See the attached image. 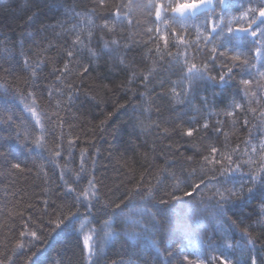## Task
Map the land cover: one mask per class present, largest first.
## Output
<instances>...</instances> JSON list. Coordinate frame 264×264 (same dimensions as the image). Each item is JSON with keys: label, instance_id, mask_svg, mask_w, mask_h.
<instances>
[{"label": "trees", "instance_id": "16d2710c", "mask_svg": "<svg viewBox=\"0 0 264 264\" xmlns=\"http://www.w3.org/2000/svg\"><path fill=\"white\" fill-rule=\"evenodd\" d=\"M30 2L0 0V41L3 48L14 49L0 53V84L9 86L7 93L0 90V261L3 264H33V261L37 264H86L82 235L61 232L63 225L53 231L54 224L50 222L60 215L59 206L72 199L64 196L65 181L80 192L87 187L88 180L94 178L101 189L102 202L113 206L137 184L142 187L151 184L158 189L155 200L142 203L136 195L124 211L146 207L156 213L153 239L174 241L168 252H177L189 239L193 245L199 242V247L191 252L174 255L171 264H179L184 254L193 260L203 259L206 264H220L221 255L235 262L244 254L243 250L233 248L225 252L224 240L208 219L214 211L216 201L210 198L216 188L223 191L232 185L223 183L220 165L206 162L204 157L211 161V148L215 147L216 160L228 155L240 161L249 158L250 152L246 153L245 149L251 146L246 142L251 140L252 145L258 146L264 140V90L254 81L248 97H243L238 72L235 80L226 85L211 81H194L189 85L185 79L186 69L180 67L184 57L187 56L189 63L199 65L207 60V53L198 52L195 45L177 48L178 37L168 32V51L174 55L179 52L181 59L174 62L167 55L163 40L158 39L155 31H148L157 26L162 32L167 31L163 24L157 25L155 21L152 5L157 0H36L43 23L55 24L57 20L64 23L63 28H56L54 32L51 29L40 32L35 37L37 43L25 37L27 58L36 69L33 77L31 68H25L24 58L19 54L21 33L35 31L38 27L25 23L27 15L31 14L26 8ZM249 3L258 6L259 0H227L226 16L239 15L241 6L246 8ZM62 4L74 12L60 6ZM74 13L81 15L78 17ZM106 20L109 28L102 29ZM73 25L78 30L83 29L82 39L88 31L93 33L91 43L85 39V44L96 51L103 47L104 40H116L118 54L90 59L87 51L81 53L79 47H72L76 35L71 31ZM236 26L233 23V27ZM174 28L189 41L195 40L194 33L187 35L178 25ZM158 47L160 52L156 51ZM70 50L76 53L73 58L67 56ZM219 63L217 61L211 75L218 77L222 71ZM146 74L150 75L147 83L143 80ZM243 78L251 77L245 75ZM28 92L32 96H28ZM20 94L24 95L23 101ZM33 99L43 133L24 109V104H32ZM233 100L240 103L242 109L232 107ZM108 113H112L111 117ZM9 116L12 117L10 121ZM105 119L106 123L100 125ZM189 129H192L191 136L187 135ZM41 135L44 147L35 143V138ZM57 152L59 156L55 155ZM252 158L259 160L258 155ZM16 163L20 168L14 167ZM82 165L84 178L72 183L81 174ZM242 171L247 173L248 168ZM213 177L216 179L212 180ZM201 180L207 186L201 187L193 198L183 197L185 191L191 190V185ZM209 180L211 184L207 183ZM177 184L178 191L174 188ZM172 196L182 199L173 200ZM160 200L169 203L153 207ZM188 204L204 209V223L200 227L185 214ZM257 204L258 201L248 197L245 190L243 198L227 205L228 215L238 223L243 219L242 230L262 219ZM169 208L176 212L171 220L166 215ZM93 212L98 229L99 221L107 217L99 205ZM83 220L81 217L73 227L79 230ZM181 228L188 232V237L181 235L178 231ZM117 230L121 232L119 240L114 246L106 247L108 264L118 259L151 264V258L140 253L146 243L144 238L138 239L133 247L123 235L125 225L122 221ZM33 231L36 237L30 235ZM249 232L257 249L264 245V226L250 227ZM228 238L233 244H246L239 232ZM133 252L136 255H131ZM213 256L216 257L214 261Z\"/></svg>", "mask_w": 264, "mask_h": 264}, {"label": "snow or ice", "instance_id": "6c2138e0", "mask_svg": "<svg viewBox=\"0 0 264 264\" xmlns=\"http://www.w3.org/2000/svg\"><path fill=\"white\" fill-rule=\"evenodd\" d=\"M48 6V5H46ZM68 9L66 4L60 5ZM155 12V21L157 25L163 24V28L167 31L162 32L161 28L157 26L155 29L149 28L148 31L151 33L156 32L159 40L164 42V51L169 57L173 58L174 62H179L181 55L177 52L175 55L168 51L169 47V36L168 32H171L178 39L175 42V46L179 48L183 46L188 48L195 45L198 52H206L207 60L201 61L198 65L197 63H189L187 56L184 57L183 64L180 65L182 69H186L185 79L191 85L194 81H211L213 84H227L230 80H235L236 73L241 76L239 80V85L243 86V97H248L249 89L252 87L254 81L258 88L264 90V0H259L258 6H252L249 3L248 7L241 6L239 15H233L231 18L226 16L227 0H157V2L152 5ZM27 10L31 14L27 15L25 23L28 26L38 25L35 31H28L26 33H21V39L19 41V54L23 57V63L25 68H31L32 76H36V69L32 68L29 60L27 58L24 44L26 43L25 37L31 39L32 43H37L35 40L36 35L40 32H46L49 29L55 31L56 28H63V21L57 20L55 24H45L39 18V5L36 0H31V2L26 6ZM217 8H219V13H217ZM68 11L74 12V9H68ZM65 12V15L68 14ZM76 16H80V13H74ZM119 19V17H118ZM91 23V22H90ZM233 23L237 26L233 27ZM178 25L181 30L187 33V35L195 34V40L189 41L185 35L176 32L174 26ZM102 29H108L109 24L106 20L101 26ZM110 31L112 29H109ZM74 32L75 40L72 42V47H79L81 53L87 51L88 56L92 60L100 59L103 55H113L118 54V42L112 40L111 42L104 40L103 47L96 51L85 44V39L91 43L93 33L91 31L87 32L85 39L81 38V32L83 29H77L76 25H73L71 29ZM237 33L241 35L237 36ZM56 35H60L57 33ZM201 42L203 46L201 47ZM3 42L0 41V53H9L14 51V49H7L2 47ZM110 45H115L116 47H111ZM210 46V47H209ZM52 47V45H48ZM160 52L159 47L156 49ZM76 53L74 51H67V56L73 58ZM163 57L161 56V59ZM217 61H220L218 67L222 69L219 72L218 77L211 75L213 71L216 70ZM121 63L123 60L121 59ZM210 64L213 65L210 67ZM38 67V65H37ZM64 68H68V64L65 63ZM87 67H85V73L87 72ZM151 71V70H150ZM249 76L251 78L244 79L243 76ZM143 80L145 83L149 82L150 75H144ZM163 86V82H161ZM0 90L7 93L9 91V86L7 84H0ZM175 91V89H173ZM14 92L18 93L19 89H14ZM239 94V92L237 93ZM28 96H32L31 92L27 93ZM143 95V94H141ZM255 95V93H253ZM21 101L24 100V95L20 94ZM35 100L33 99L32 104L25 103L24 109L28 111L35 120V125L40 126V131L43 133L44 128L41 125L40 117L37 113ZM232 107L236 109H242L240 103H236L233 100ZM255 111V109H250ZM112 113H108L107 116L111 117ZM227 115H232V113H227ZM264 115V113H262ZM11 116L8 117L10 121ZM107 119V118H106ZM105 120L100 121V125L106 123ZM247 123V121H245ZM207 127V124H205ZM19 135V133L17 134ZM25 135H31V133H25ZM188 136L192 135V129L187 132ZM35 143L39 147H44V137L37 136L35 138ZM250 145V149L246 148L245 152L249 153V158L243 161L239 159L234 160L232 155L223 157L220 160L215 159V154L217 149L215 147L211 148V153L213 158L208 161V157H204L206 162L220 165V177L223 183H231V187H225L223 191L219 187L216 188L215 193L210 199L216 201L214 206V211H212L208 219L215 226V230L220 233L221 238L224 240L222 245L223 250L226 252L229 249L240 248L243 250V255L240 256L235 262L230 258H225L224 255L219 257L220 264H264V245H261L257 249L255 239L251 238L249 232L250 227L264 226V140L259 142V145H252L251 140L246 142ZM59 156L60 153H55ZM259 156V160H254L253 156ZM83 156V154H82ZM225 160H227V166H225ZM15 168H20V164L16 163ZM248 168V172L242 171L243 168ZM193 175L195 173L193 172ZM245 176L247 179H245ZM63 178V177H62ZM83 165L81 166V174H78L76 179L72 183H78L79 180L83 179ZM143 178V177H142ZM213 177L212 180H215ZM212 180L207 183L211 184ZM98 182L92 178L88 180L87 187H84L80 192L70 186H68L67 181H65V192L64 196H71L72 199L64 205H60V215L55 221L50 223L54 224L53 231L64 227L61 232L66 234H75L77 236L83 233L84 229L88 228V234L83 235V249L85 251V261L86 264H100L104 261V264H108L106 259L107 251L106 247L109 245H115L117 240L121 236V232L117 230L119 222H123L125 225V230L123 235L132 243V246H136V242L140 238H144L146 243L140 249V253L145 257L151 258V264H171V258L174 255H181L185 251L191 252L194 247H199V242L193 245L191 239L188 240L186 245L179 247L177 252H168L167 249L171 247L174 241L164 242L163 240L158 241L153 239V229L156 227V213H153L150 209L146 207H140L129 209L125 212L124 209L129 207L136 195L140 196V202L148 203L156 199L155 193L157 188L149 184L147 187H142L140 184L135 185L134 190H129L125 198L120 201V203L114 204V206L104 201L102 202L101 189L96 186ZM237 185H239L237 187ZM207 186L204 180H201L199 184L191 185L190 191H185L183 197L193 198L194 194L199 192L201 187ZM175 190H179V184L174 186ZM246 193L248 197L257 200V207L259 208V214L262 219L255 222V224L248 225L242 230L240 229V224H243V219H240L239 223L237 220L232 219L228 215L229 209L227 205L230 203H235L237 200L243 198ZM173 200L182 199L172 196ZM169 202L166 200H160L157 205L153 207H162L167 205ZM100 206V210L106 219L100 220V227L97 229L94 222L97 217L94 214L93 209ZM83 208L84 211L81 212L80 209ZM72 209H75L73 211ZM109 209L110 214H109ZM66 211V214H65ZM204 209L194 207L191 204L187 206V216H190L197 227H200L204 223V218H202V212ZM169 220L176 215V212L169 208L166 213ZM84 217L83 222L80 224L79 230H77L76 221L81 220ZM148 218V219H145ZM131 226L129 229L128 226ZM183 237H188V232L183 228L178 230ZM239 232L241 239L246 241V244L241 245L240 243L233 244L231 239L228 237L234 233ZM102 233V236H100ZM25 233H21L24 236ZM32 237H36V232H31ZM163 245V247H161ZM35 245L33 244L32 247ZM211 247V244H209ZM23 247V245H19ZM36 253H33L35 256ZM131 255H136L133 252ZM213 261L216 259L215 256L212 257ZM28 260H32V257H28ZM0 264H3L0 261ZM27 264V262H26ZM33 264H37L33 261ZM110 264H137V261L129 259L125 261L123 259L113 260ZM179 264H206L203 259H191L190 255H182V259Z\"/></svg>", "mask_w": 264, "mask_h": 264}, {"label": "rangeland", "instance_id": "374dc122", "mask_svg": "<svg viewBox=\"0 0 264 264\" xmlns=\"http://www.w3.org/2000/svg\"><path fill=\"white\" fill-rule=\"evenodd\" d=\"M79 228H80V227H79ZM85 234H88V228H87V227L84 229L83 233H80V235H82V237H83V235H85ZM100 236H102V233H100Z\"/></svg>", "mask_w": 264, "mask_h": 264}]
</instances>
